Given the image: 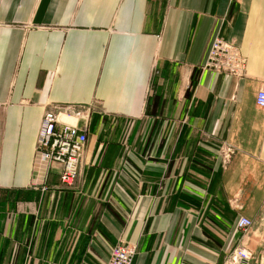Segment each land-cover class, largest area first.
Masks as SVG:
<instances>
[{
	"label": "crops",
	"instance_id": "1",
	"mask_svg": "<svg viewBox=\"0 0 264 264\" xmlns=\"http://www.w3.org/2000/svg\"><path fill=\"white\" fill-rule=\"evenodd\" d=\"M216 37L241 76L202 69ZM260 88L264 0H0V264H105L119 242L131 264H225L238 247L264 264ZM69 104L87 142L64 187L34 149L43 113Z\"/></svg>",
	"mask_w": 264,
	"mask_h": 264
},
{
	"label": "built area",
	"instance_id": "2",
	"mask_svg": "<svg viewBox=\"0 0 264 264\" xmlns=\"http://www.w3.org/2000/svg\"><path fill=\"white\" fill-rule=\"evenodd\" d=\"M245 62L234 45L221 37L213 39L202 69L216 74L239 77L243 74ZM255 105L264 109V88L258 89ZM87 109L80 104L56 105L47 109L41 118L37 132L34 163L46 164L47 168H59V180L64 187L76 185L82 152L87 142ZM235 147L227 141H221L217 147L219 164L225 168L231 161ZM252 221L238 216L236 227L246 231ZM260 243L264 248V228L260 232ZM135 255V246L119 242L109 251L105 264H131ZM251 255L242 248H235L225 264H247Z\"/></svg>",
	"mask_w": 264,
	"mask_h": 264
}]
</instances>
